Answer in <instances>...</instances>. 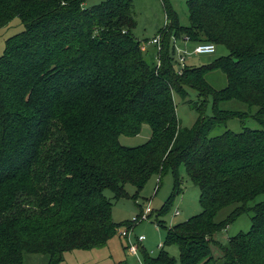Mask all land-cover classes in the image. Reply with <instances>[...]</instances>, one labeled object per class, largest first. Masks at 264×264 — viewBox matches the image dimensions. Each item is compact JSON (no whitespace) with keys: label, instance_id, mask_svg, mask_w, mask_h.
<instances>
[{"label":"trees","instance_id":"16d2710c","mask_svg":"<svg viewBox=\"0 0 264 264\" xmlns=\"http://www.w3.org/2000/svg\"><path fill=\"white\" fill-rule=\"evenodd\" d=\"M85 1L0 0V28L16 16L24 26L0 56V264H23L24 253L60 264L66 250L104 246L129 226L112 220L104 190L125 198L132 184L136 202L150 176L170 170L161 214L181 191L180 166L203 209L167 228L161 247L176 244L180 264H214L213 232L252 211L250 230L219 246L222 264H264V198L249 205L264 194V0H187L186 27L162 0L168 23L155 46L159 66L146 61L132 33V0ZM181 35L228 54L178 74L170 41ZM211 69L225 75L220 90L204 80ZM187 86L214 102L213 115L200 109L190 128L180 126L173 101V93L187 96ZM231 99L255 106L261 128L210 136L217 124L246 116L218 108ZM143 124L150 128L144 143L120 144V135H137ZM234 203L216 223L217 211ZM142 252L144 264L175 262L164 249Z\"/></svg>","mask_w":264,"mask_h":264},{"label":"rangeland","instance_id":"374dc122","mask_svg":"<svg viewBox=\"0 0 264 264\" xmlns=\"http://www.w3.org/2000/svg\"><path fill=\"white\" fill-rule=\"evenodd\" d=\"M100 0H86L85 5L91 6ZM187 0H166L171 9L176 13L177 21L180 26L186 27L188 21ZM133 17L135 26L132 33L138 39L144 50V57L147 62L155 63L157 59V49L153 43L148 42L152 37L158 35L160 30L167 25L164 2L162 0H132ZM23 24L19 17H14L10 22L0 28V56L5 48V40L23 30ZM170 54L175 60L178 57V49L186 51L185 65L191 68L203 67L212 64L220 57L226 56L228 50L221 44L215 45L213 53L197 54L193 53L194 41L184 40V35L178 38H171ZM141 46V47H142ZM183 54V53H182ZM204 80L214 90H220L226 85V78L219 69H211L204 74ZM187 96L183 99L177 93H173L176 116L181 127L190 128L199 115V110H203V116L209 117L214 113L213 96L210 94L204 100L195 87L187 86ZM203 100V105L200 102ZM218 108L222 110H233L245 112L244 117H232L226 122L217 124L210 131V136H216L225 130L240 132L243 128L260 129L261 126L251 114L256 111V107L249 108L247 104L235 99L225 100L218 103ZM248 113V115H247ZM150 135V128L143 124L140 132L134 136L120 135L119 142L125 146H137L144 143ZM181 177V191L172 199L166 210L159 214L158 211L165 204L173 189V175L170 170L162 175H152L138 191L137 201L132 199L136 194V188L132 184L125 185V193L128 197L113 199L112 191L105 189L103 194L111 200V218L116 223L128 222V228L134 226L128 237L120 233L126 229V225H120L107 243L101 247L91 249H71L63 253L60 264H144L142 251L144 250L151 257H155L161 249L168 252L175 259L174 264H180L178 258V247L176 244H166L159 247L164 241L166 229L187 220L202 211L199 200V189L187 177L183 166L179 167ZM160 180V181H159ZM158 187L156 188V186ZM264 194L258 195L254 202L261 201ZM140 204V208L137 206ZM148 205L152 210L146 219H141L144 208ZM237 203L227 205L214 216L216 223H221L228 219ZM175 211H178L175 214ZM138 216L135 223H131L134 216ZM252 211L240 213L236 219L230 220L225 224V228L220 227L212 234L211 254L215 258L214 264H222V253L219 246L226 247L228 239L239 233H247L251 227ZM144 235L142 242L137 240V236ZM134 246V250H130ZM47 254L24 253L23 264H47Z\"/></svg>","mask_w":264,"mask_h":264},{"label":"built area","instance_id":"2783aa9c","mask_svg":"<svg viewBox=\"0 0 264 264\" xmlns=\"http://www.w3.org/2000/svg\"><path fill=\"white\" fill-rule=\"evenodd\" d=\"M184 40H189V39L187 37H184ZM148 42L153 43L159 49L160 48V45H159L160 44V35L158 34V35L152 37ZM214 51H215V44L212 42H197L194 45L193 50H192L193 53H197V54L213 53ZM178 52H179V54H178L177 59H175V60L173 59L172 62H173L175 69L177 70V73L180 74L186 66L184 61H185V57H186L187 52L182 51L181 49H178ZM159 64H160V62L158 60L157 66H159ZM151 210L152 209L148 205H146V207L144 208V213L141 214L142 216L140 215L141 219H143V220L146 219L147 215L151 212ZM177 213H178V211H175V214H177ZM137 218H138V216H134L133 219H131L132 220L131 223L133 224V223L137 222V220H138ZM133 227L134 226H132L131 228L129 227L130 229L127 227L126 229H129V230H122L120 234L122 236L128 237ZM144 239H145L144 235L137 236V240L139 242H142ZM159 246L161 247V244H159ZM129 248H130V250L135 251L134 246H130Z\"/></svg>","mask_w":264,"mask_h":264},{"label":"crops","instance_id":"0c3cea01","mask_svg":"<svg viewBox=\"0 0 264 264\" xmlns=\"http://www.w3.org/2000/svg\"><path fill=\"white\" fill-rule=\"evenodd\" d=\"M160 247V246H159Z\"/></svg>","mask_w":264,"mask_h":264}]
</instances>
